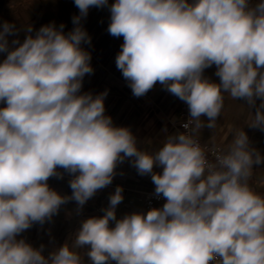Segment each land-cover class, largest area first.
Here are the masks:
<instances>
[{"label": "clouds", "instance_id": "obj_1", "mask_svg": "<svg viewBox=\"0 0 264 264\" xmlns=\"http://www.w3.org/2000/svg\"><path fill=\"white\" fill-rule=\"evenodd\" d=\"M74 28L42 26L9 50L14 24L0 26V264H84L74 249L89 247L90 264H264V195L248 184L264 156L247 134L234 132L227 152L215 162L192 136L171 135L155 153L137 147L127 127L105 115L108 91L81 93L92 74L82 45L90 7L109 8L108 33L123 37L116 67L135 97L158 82L188 105L193 131L216 127L223 93L256 108L249 127L264 130V0H74ZM216 66L219 83L204 76ZM208 118L207 124L201 117ZM126 158L139 175H150L161 208L117 219L123 201L117 186L104 215L81 222L74 244L47 257L17 236L44 224L61 205L77 212L112 183ZM154 168L162 169L155 172ZM72 174L71 196L51 189L49 178ZM114 222V226H110Z\"/></svg>", "mask_w": 264, "mask_h": 264}, {"label": "crops", "instance_id": "obj_2", "mask_svg": "<svg viewBox=\"0 0 264 264\" xmlns=\"http://www.w3.org/2000/svg\"><path fill=\"white\" fill-rule=\"evenodd\" d=\"M109 5L115 0H108ZM260 0H251L254 6ZM79 15V9L74 0H9L0 10V26L4 22L14 24L19 31L16 35L8 36L9 50L18 47L11 42L18 39L23 43L28 33L25 27L31 25L35 35L42 26L54 23L57 27L64 24V32L68 33L74 28L72 18ZM111 13L109 8L90 7L86 18L81 20L82 27L91 37L90 44L82 47L90 53V64L94 69L92 74H86L83 79L81 93L91 92L94 96L108 91L104 100L105 115L112 118L113 124L118 127H127L137 140L139 150L153 154L157 152L171 135L182 133L179 123L181 117V100L168 92L159 82L144 96L135 97L132 94L129 82L116 67V56L121 51L123 37H113L107 31L110 24ZM7 53H0V63ZM216 66L205 69L204 76L210 81L219 83L215 75ZM224 107L220 117L217 118L216 127H204L194 131L202 139L219 143L229 148L233 141L234 132L243 130L248 138L250 147L258 150L264 156V130L249 127L261 103L256 99L254 106H249L244 99H233L229 93H223ZM6 105L0 103V107ZM208 118L201 117V123L207 124ZM134 158H126L115 169L112 183L100 189L90 198L83 208L77 212L78 205L69 201L61 205L58 214H55L44 224L34 223L33 226L17 236L24 239L32 247L39 249L43 245L42 254L47 257L51 252L67 244L72 248L76 232L81 222L90 217L104 215L103 209L109 206V197L115 192L117 186L123 188V201L116 207L117 219L133 212L147 213L144 206V195L148 190H155L150 175L141 176L132 165ZM63 178L51 177L47 181L49 187L62 196H71L72 189L69 181L72 174L58 169ZM155 172L162 169L154 168ZM249 187L256 193L264 195V163L253 165L252 175L248 178ZM166 202V201H165ZM158 205L161 208L163 204ZM114 226V222L110 225ZM88 246L83 249H74L84 260L90 264L87 256ZM111 264H116L112 261Z\"/></svg>", "mask_w": 264, "mask_h": 264}, {"label": "built area", "instance_id": "obj_3", "mask_svg": "<svg viewBox=\"0 0 264 264\" xmlns=\"http://www.w3.org/2000/svg\"><path fill=\"white\" fill-rule=\"evenodd\" d=\"M181 121L179 123V127L182 131V133L186 135L192 136L198 143L201 145V147L205 150L207 154V158L215 162V158L217 155H222L227 152L228 149L225 148V146L219 144V143H213L206 141L202 139L199 135H197L194 131V123L189 124V127L186 129L184 128V125L188 123V120L190 118L188 105L181 100ZM166 200L162 197H156L154 194V190H148L145 192L144 195V206L146 210H150L151 208H157L159 204L165 202Z\"/></svg>", "mask_w": 264, "mask_h": 264}, {"label": "trees", "instance_id": "obj_4", "mask_svg": "<svg viewBox=\"0 0 264 264\" xmlns=\"http://www.w3.org/2000/svg\"><path fill=\"white\" fill-rule=\"evenodd\" d=\"M8 2H9V0H0V10H1V8H3Z\"/></svg>", "mask_w": 264, "mask_h": 264}]
</instances>
